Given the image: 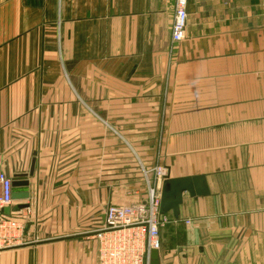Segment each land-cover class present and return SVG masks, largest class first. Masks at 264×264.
<instances>
[{"label":"crops","instance_id":"1","mask_svg":"<svg viewBox=\"0 0 264 264\" xmlns=\"http://www.w3.org/2000/svg\"><path fill=\"white\" fill-rule=\"evenodd\" d=\"M174 2L0 0V264H98L107 206L185 178L158 264H264V0H187L177 44Z\"/></svg>","mask_w":264,"mask_h":264},{"label":"built area","instance_id":"2","mask_svg":"<svg viewBox=\"0 0 264 264\" xmlns=\"http://www.w3.org/2000/svg\"><path fill=\"white\" fill-rule=\"evenodd\" d=\"M187 0H175L171 42L185 39ZM156 178L162 168L152 170ZM12 181L3 171L0 157V251L25 244L20 219L4 213L12 206ZM166 223L160 213V194L148 187L147 199L130 205H110L103 213L101 227L95 232L98 264H149V252L159 250V229ZM188 223V222H187Z\"/></svg>","mask_w":264,"mask_h":264},{"label":"water","instance_id":"3","mask_svg":"<svg viewBox=\"0 0 264 264\" xmlns=\"http://www.w3.org/2000/svg\"><path fill=\"white\" fill-rule=\"evenodd\" d=\"M192 181H197V178H185L178 180H165L162 184L161 194H160V213L165 214L167 211H173V214L177 216L178 206L181 202V195L183 192H187L190 195L194 194ZM27 182H13L12 186H26ZM202 189V188H200ZM205 191L197 190V194H203ZM13 200H27V193H14L12 194ZM20 209L27 208V205H22ZM4 213L9 214V208L4 210ZM149 264H158V250L152 249L149 252Z\"/></svg>","mask_w":264,"mask_h":264}]
</instances>
